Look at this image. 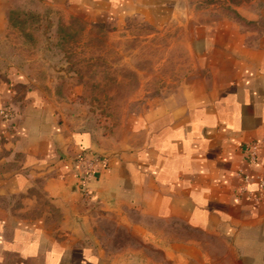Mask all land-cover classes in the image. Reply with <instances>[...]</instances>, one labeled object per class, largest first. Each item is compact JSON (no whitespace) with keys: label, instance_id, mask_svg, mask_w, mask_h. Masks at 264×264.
Masks as SVG:
<instances>
[{"label":"crops","instance_id":"obj_1","mask_svg":"<svg viewBox=\"0 0 264 264\" xmlns=\"http://www.w3.org/2000/svg\"><path fill=\"white\" fill-rule=\"evenodd\" d=\"M38 1L112 18L169 2ZM235 32L205 97L110 127L21 69L0 78V264H264V24Z\"/></svg>","mask_w":264,"mask_h":264},{"label":"rangeland","instance_id":"obj_2","mask_svg":"<svg viewBox=\"0 0 264 264\" xmlns=\"http://www.w3.org/2000/svg\"><path fill=\"white\" fill-rule=\"evenodd\" d=\"M263 24L264 0H169L118 18L70 3L9 0L0 78L21 69L53 98L110 127L205 97L219 39L235 36L236 25L260 31Z\"/></svg>","mask_w":264,"mask_h":264},{"label":"built area","instance_id":"obj_3","mask_svg":"<svg viewBox=\"0 0 264 264\" xmlns=\"http://www.w3.org/2000/svg\"><path fill=\"white\" fill-rule=\"evenodd\" d=\"M1 113L4 115V116H8V113L5 109H1L0 110ZM247 152L249 154V160L251 162H255L257 160V147L254 143H250L247 147ZM94 171V163L90 160V161H87L85 164H84V172H83V178L86 179L88 178ZM245 179H248V176L245 175Z\"/></svg>","mask_w":264,"mask_h":264},{"label":"trees","instance_id":"obj_4","mask_svg":"<svg viewBox=\"0 0 264 264\" xmlns=\"http://www.w3.org/2000/svg\"><path fill=\"white\" fill-rule=\"evenodd\" d=\"M242 19H244L242 16H240Z\"/></svg>","mask_w":264,"mask_h":264}]
</instances>
